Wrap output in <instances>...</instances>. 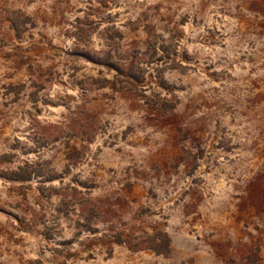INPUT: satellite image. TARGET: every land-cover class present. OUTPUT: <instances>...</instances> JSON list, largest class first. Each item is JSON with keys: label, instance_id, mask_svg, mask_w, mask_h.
Returning a JSON list of instances; mask_svg holds the SVG:
<instances>
[{"label": "rangeland", "instance_id": "374dc122", "mask_svg": "<svg viewBox=\"0 0 264 264\" xmlns=\"http://www.w3.org/2000/svg\"><path fill=\"white\" fill-rule=\"evenodd\" d=\"M0 264H264V0H0Z\"/></svg>", "mask_w": 264, "mask_h": 264}]
</instances>
